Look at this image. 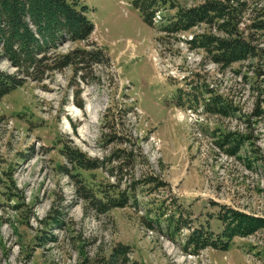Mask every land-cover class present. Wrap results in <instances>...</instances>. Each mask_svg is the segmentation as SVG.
<instances>
[{"label":"rangeland","instance_id":"rangeland-1","mask_svg":"<svg viewBox=\"0 0 264 264\" xmlns=\"http://www.w3.org/2000/svg\"><path fill=\"white\" fill-rule=\"evenodd\" d=\"M79 1L90 8L91 40L110 64L88 67L85 80L71 66L41 82L27 78L1 99L0 264H264V227L234 238L228 250L194 251L185 248L189 228L170 239L146 220L151 211L165 228L166 215L183 213L192 226L219 233V205L264 218V74L252 66L264 73V62L223 66L187 43L223 35L214 24L162 30L180 7L205 0H159L152 24L133 0ZM241 1L250 7L240 24L246 29L260 2ZM0 69L17 71L5 58ZM213 95L233 112H207ZM226 134L248 137L236 155L221 146ZM72 151L104 166L81 167ZM151 176L169 185H146ZM119 190L132 198L106 213L84 198ZM118 245L128 246L127 260L111 262Z\"/></svg>","mask_w":264,"mask_h":264},{"label":"trees","instance_id":"trees-1","mask_svg":"<svg viewBox=\"0 0 264 264\" xmlns=\"http://www.w3.org/2000/svg\"><path fill=\"white\" fill-rule=\"evenodd\" d=\"M159 0H133L134 6L141 12L144 21L152 24L153 17L159 9ZM255 5L252 10V22L246 29H241L244 13L250 7L241 0H205L200 5L180 7L175 15L168 20L162 30L172 34L188 31L201 24L216 25L223 35L203 33L188 39L190 46L204 48L211 60L223 66L236 62L254 60L264 62V2ZM90 8L79 0H0V59L5 58L17 67L15 73H7L0 69V101L22 84L27 78L37 82L43 81L53 72L63 71L74 67V73L85 80L84 71L93 64H110L106 49L96 41L91 40L95 23L88 16ZM260 38V39H259ZM83 42V47H72L66 52L60 48L66 43ZM253 61V62H254ZM254 70L261 73L259 64ZM205 110L214 114L230 115L233 108L221 95L211 96L205 104ZM244 135L226 134L221 146L229 145L226 149L230 155H236L241 146L248 140ZM74 163L81 167H103L102 162L83 157L81 152L72 151L68 155ZM120 167V166H119ZM146 185L154 184L159 189L169 183L154 176L147 178ZM115 195L97 197L84 194L92 206L101 213H106L115 207L126 206L132 198L131 191H116ZM106 198V199H104ZM218 219L223 229L215 233L209 225L192 226L188 217L183 213L174 220L172 213L166 215L165 228L163 220L146 215L149 226L152 222L159 224L162 230H167L170 239L189 228L185 248L194 251L212 247L217 250H228L236 237H245L264 227V218L250 213L219 205ZM174 214V213H173ZM156 220V221H155ZM128 246L118 245L110 255V261L127 260Z\"/></svg>","mask_w":264,"mask_h":264},{"label":"bare ground","instance_id":"bare-ground-1","mask_svg":"<svg viewBox=\"0 0 264 264\" xmlns=\"http://www.w3.org/2000/svg\"><path fill=\"white\" fill-rule=\"evenodd\" d=\"M86 110L89 111V107H87ZM174 254H177V253H174ZM178 262H179V264H185V261L183 259L182 260H179Z\"/></svg>","mask_w":264,"mask_h":264}]
</instances>
